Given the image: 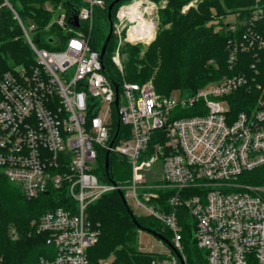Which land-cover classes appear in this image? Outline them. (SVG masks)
Masks as SVG:
<instances>
[{
  "label": "built area",
  "instance_id": "obj_1",
  "mask_svg": "<svg viewBox=\"0 0 264 264\" xmlns=\"http://www.w3.org/2000/svg\"><path fill=\"white\" fill-rule=\"evenodd\" d=\"M135 1H122L112 19L110 58L118 80L103 71L100 49L91 47L82 27L91 25L94 8L105 0H83L79 26L61 5L47 4L64 36L61 47L51 49L31 35L36 22L27 24L14 11L36 61L0 72V168L29 199L51 190L69 196L32 221L34 232L54 247L38 264H111L88 256L100 227L87 211L111 190L169 232L170 240L163 236L169 252L156 253L149 264H190L179 208L191 217L204 264H264V33L256 28L264 8L255 0L225 25L230 73L191 93H160L152 79L138 83L124 76L122 43L149 44L163 6L137 0L135 7ZM3 4L13 9L9 0ZM134 10L155 23L151 37L143 28L130 34ZM114 117L123 126L118 135L112 132ZM102 149L127 160L125 182L99 178ZM156 162L163 179L148 183L140 170ZM12 235L17 237L14 230Z\"/></svg>",
  "mask_w": 264,
  "mask_h": 264
},
{
  "label": "trees",
  "instance_id": "obj_2",
  "mask_svg": "<svg viewBox=\"0 0 264 264\" xmlns=\"http://www.w3.org/2000/svg\"><path fill=\"white\" fill-rule=\"evenodd\" d=\"M2 1V0H1ZM46 1L55 7L64 6L68 17L75 7L83 4V0H9L13 8L23 21L32 18L37 29L34 36L39 46L59 48L60 41L64 40L62 30L56 24L46 26L52 13L43 5ZM112 0H105L103 7H95L91 25L83 26L88 34L91 47L101 49L108 33L107 7ZM125 0H120L111 9L113 19L117 6ZM159 1V0H154ZM205 1V0H204ZM229 5V0H226ZM234 2V1H233ZM264 8V0L257 1ZM255 0H237L230 5L231 10L247 8ZM183 0H169L168 4L158 7V26L156 34L150 43L156 44L152 53L150 48L144 51L143 56H137L135 47H126L128 60L124 65L126 80L141 83L142 78L150 76L152 66L159 60V68L154 74L155 89L164 93L167 88L177 87L182 93H191L205 83L230 73L226 65V41L230 35L226 28L213 31L205 23L210 18L209 6H201L196 10L189 8L187 13L180 10ZM163 27L157 35L160 26ZM256 28L264 33V16L257 21ZM23 31L15 18L13 11L5 4L0 7V72L15 65L34 63V53L26 40L22 38ZM157 35V38H156ZM156 38V39H155ZM149 43V44H150ZM114 39L111 34L103 56V71L111 79L118 80V75L110 60L113 51ZM109 54V60L107 58ZM212 60V61H209ZM140 63V68L129 69L130 63ZM134 65V64H133ZM193 113L192 111L186 112ZM112 132L120 134L123 126L114 117L111 124ZM106 150H100L96 163L99 178L104 181L123 183L130 177V165L124 157L115 153H108V168L104 167ZM66 192L51 190L37 198L29 199L14 182H12L0 168V264H38L43 256H52L54 247L46 243L45 234H37L32 227V221L38 219L44 212L58 205L68 202ZM129 206L124 203L117 190L103 193L88 206V214L93 222H98L101 241L88 249V256L96 262L103 251L104 254L113 253L115 259L111 264H149L152 255L150 252L136 253L133 246L134 231L141 227L163 235L160 223L149 216L131 215ZM131 210V209H130ZM178 220L181 225L182 243L187 250L190 264H204L203 252L198 249L192 238V220L187 211L178 209ZM135 219V222L133 220ZM11 227L17 237L11 234ZM103 232V233H102ZM164 236V235H163ZM165 237V236H164ZM97 239V240H98ZM102 244V245H101ZM101 247L97 249L98 246ZM100 250V251H99Z\"/></svg>",
  "mask_w": 264,
  "mask_h": 264
},
{
  "label": "rangeland",
  "instance_id": "obj_3",
  "mask_svg": "<svg viewBox=\"0 0 264 264\" xmlns=\"http://www.w3.org/2000/svg\"><path fill=\"white\" fill-rule=\"evenodd\" d=\"M168 1L169 0H159V1H155V2H157V4L164 5V4H168ZM233 1L237 2V0H229V5H228L226 0H205V1L204 0H183V4L181 5V8H180L181 10L180 11L182 13H187L189 8H192V10H196L198 7H200V5L203 6V7L209 6L208 8H209V10L211 12L210 13V18H209L208 21H206L205 24L207 26H209L213 31H217V30H221L222 28H225V25L228 24L229 22H234L235 19H236L234 14L237 11L241 10V7H240V9H239V7H237L238 9L231 10L230 5H232L234 3ZM47 4L53 5L49 1H46L43 6L45 7ZM10 9L13 11L14 16H15V12L14 11H16V10L14 8H13L14 10L12 8H10ZM60 11L61 12H66L67 9L64 6H62ZM51 13H52V16H51L50 20L48 21V23L46 24V26H48V27L52 25L54 19L57 16L56 12H51ZM152 16L156 20V15H155V10L154 9L152 10ZM157 20H158V17H157ZM25 22L27 24H30V22H34V20L32 18H28V19L25 20ZM84 25H86L85 22H83L82 27ZM168 26H169V23L163 24L161 26V28L159 26V28L157 30V35H158V32L163 27H168ZM35 33H36V31L35 32H31V35L34 37ZM157 35H156V38H157ZM22 38L24 40H26L24 35H22ZM154 41H153V43H150V44H145V43H142V42H138V43H127V42H124V43H122L121 48H120V55H121L122 63L125 65V62L128 60V54H127L128 51L126 50V47H128V46L135 47V49L137 50L136 51L137 56L141 57V56H143L144 51L147 50V48H150V52L151 53H152V51L155 48H157V46L154 43ZM107 55H108L107 58L109 60V54H107ZM110 60H111V58H110ZM155 61H156V63L151 65L152 66V70H153L152 74L150 76H147V77L142 78V79H144V80L145 79L146 80L147 79H152V80L154 79V74H155L156 70L160 67L159 64H158L159 60L157 59ZM111 62H112V60H111ZM112 64H113V62H112ZM113 66H114V64H113ZM128 66L130 67L129 68L130 70L133 69V66H135V69H139L140 68V63H138V62H133L132 63L131 62L130 65H128ZM164 91H166L164 93H173V92H177V91L180 92L181 90L179 88H177V87H171L169 89L167 88ZM140 173L143 174L145 180L148 183L160 182L163 179L161 162H156L150 167L141 169ZM127 204L129 205V208L131 209L132 213H134L136 216H141V217L142 216H148V215H146L144 213L143 210L135 208L131 204V201H128ZM149 217H151V216H149ZM14 229H15L14 227H11V234H12ZM160 231L163 233V235L168 240H170L171 236H170L169 232L167 231V229H165L163 226H161L160 227ZM134 232L135 233H134V238H133V244H134L133 246L135 247L136 253H138V252H147L149 250H151L150 253L152 255H155L156 253H163L164 254V253H168L169 252L170 246L167 244V242H165L164 240L160 239L159 237L154 235L152 232H149L148 230H146L144 228H141V227H136ZM102 235L103 234H101V236ZM101 236L96 241V245L101 241ZM101 245L98 246L97 249H99L101 247ZM140 248L142 250H144V251H141ZM184 251H185V253L187 255V250L184 249ZM100 253L101 254L98 256L99 258L97 260L105 259V260H108L110 263H112L114 261V259H115V255L113 253L104 254L103 251H100Z\"/></svg>",
  "mask_w": 264,
  "mask_h": 264
},
{
  "label": "water",
  "instance_id": "obj_4",
  "mask_svg": "<svg viewBox=\"0 0 264 264\" xmlns=\"http://www.w3.org/2000/svg\"><path fill=\"white\" fill-rule=\"evenodd\" d=\"M119 1H120V0H112V1L108 4V7H107V17H108L109 25H108V33H107V35H106V37H105V39H104V41H103L102 47H101V49H100V58H101V59H102V57H103V55H104V53H105V51H106V47H107L108 41H109L110 36H111V34H112L111 9H112L113 5L116 4V3L119 2ZM78 14H79V9H78L77 7H75L74 10H73L72 15H71L70 18H69V21H70L73 25H75V26H79ZM116 88H117V87H116ZM104 167H105V169L107 170V168H108V151L106 152V155H105V159H104ZM118 193H119V195H120L122 201H123L124 203H126L125 200H124V197H123V195H122V192L118 191ZM129 212H130L131 215L133 214L132 211H131L130 209H129ZM133 220H134V222H135L134 217H133ZM148 231H149V230H148ZM149 232H152V231H149ZM152 233H153L154 235H156L157 237H159L160 239L165 240L164 237H163L162 235H160V234H158V233H154V232H152Z\"/></svg>",
  "mask_w": 264,
  "mask_h": 264
},
{
  "label": "bare ground",
  "instance_id": "obj_5",
  "mask_svg": "<svg viewBox=\"0 0 264 264\" xmlns=\"http://www.w3.org/2000/svg\"><path fill=\"white\" fill-rule=\"evenodd\" d=\"M137 4H139V2L136 0L133 3V6L136 7ZM150 10H151V7L147 8V12H148L149 15H150V12H151ZM133 19L136 22L131 27L130 34L131 33L133 34L136 31V29L139 30L138 28H143V30L147 32L148 37H151L153 35L155 23L152 20H150V19H148L146 17L142 18L141 15H140V13L137 10H134Z\"/></svg>",
  "mask_w": 264,
  "mask_h": 264
}]
</instances>
